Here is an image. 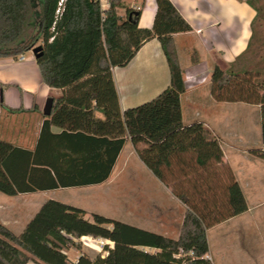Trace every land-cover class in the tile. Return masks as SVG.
<instances>
[{
    "label": "trees",
    "instance_id": "1",
    "mask_svg": "<svg viewBox=\"0 0 264 264\" xmlns=\"http://www.w3.org/2000/svg\"><path fill=\"white\" fill-rule=\"evenodd\" d=\"M60 1L38 0L35 6L33 0H0V57L15 58L38 43L42 53L35 60L41 80L62 90L32 149L0 139V192L16 195L101 183L127 137L163 183L169 182L167 171L175 163L189 166L181 153H191L196 167L220 162L216 137L200 122L182 124L180 95L185 85L172 35L191 27L172 2L155 0L152 26L141 28L140 7L126 8L123 17L117 12L121 0H109L106 9L98 0ZM153 38L165 55L170 83L151 100L121 111L111 68L127 65ZM210 79L216 100L260 106L262 145L252 153L264 160V80L259 70L215 66ZM53 126L60 131L52 132ZM173 191L184 199L174 186ZM227 202V212L211 220L202 209L188 208L178 237L172 238L96 212L86 217L83 208L47 199L20 233L0 222V264H211L206 229L247 209L233 179ZM82 236L106 239L113 246L105 244V255L91 256L82 251ZM70 249L79 252L74 262L66 254Z\"/></svg>",
    "mask_w": 264,
    "mask_h": 264
},
{
    "label": "crops",
    "instance_id": "2",
    "mask_svg": "<svg viewBox=\"0 0 264 264\" xmlns=\"http://www.w3.org/2000/svg\"><path fill=\"white\" fill-rule=\"evenodd\" d=\"M170 1L191 27L172 35L185 85L180 95L182 124L202 123L218 140L221 161L201 168L194 166L191 153H181L189 166L175 163L167 171L169 182L163 183L143 164L127 137L108 179L101 183L7 196L0 192V222L20 233L47 199L83 208L86 217L92 212L104 215L102 208L113 194L115 200L130 204L129 216L135 226L177 238L188 208L202 209L210 220L227 212V186L233 179L247 209L213 221L206 229V256L211 264H264V160L252 153L262 145L260 106L216 100L210 79L215 66L234 70L251 67L255 7L248 0ZM140 3L138 27L150 28L156 2ZM111 72L121 111L151 100L170 83L167 61L156 38L143 43L127 65L112 67ZM61 92L43 83L33 54L0 57V139L32 149L45 118L42 110L47 98L54 101ZM51 131L58 133L60 129L53 126ZM172 185L184 199L175 195ZM63 188H79L81 192L63 199L58 195ZM126 193L133 194L132 200L120 196ZM95 239L113 245L109 240ZM72 253L73 258H68L74 262L79 252Z\"/></svg>",
    "mask_w": 264,
    "mask_h": 264
},
{
    "label": "rangeland",
    "instance_id": "3",
    "mask_svg": "<svg viewBox=\"0 0 264 264\" xmlns=\"http://www.w3.org/2000/svg\"><path fill=\"white\" fill-rule=\"evenodd\" d=\"M257 10H258V17L256 18L253 29H254V36L253 42L251 46V52L249 53L250 58V65L253 69L259 70L261 74V79L264 80V0H248ZM38 0H33V4L36 6ZM135 4V6H141L140 0H124L122 6L117 8L118 14L121 16H125L126 8L130 7V4ZM37 44L34 45L37 46ZM32 49V48H31ZM31 49L26 51L27 55H31ZM58 195L63 199L73 198V194H77L81 192L79 188H63L58 191ZM118 194H115V196ZM7 196V195H6ZM120 196H124L126 200H132L133 194L126 193L120 194ZM111 199L108 201L107 206L102 208L104 215L110 216L114 219L130 223L134 225L132 218L129 216L131 213V209L128 207L130 204L123 203V201L115 200L113 194H111ZM89 241L92 246H88L86 242ZM82 242V251L88 253L89 255L93 256L96 253H101L105 255V251L103 250V246L105 243L103 241H99L95 238H83L81 239ZM110 244V243H107ZM113 246V245H112ZM75 251V250H72ZM70 251L68 253L69 256L73 258V253Z\"/></svg>",
    "mask_w": 264,
    "mask_h": 264
},
{
    "label": "water",
    "instance_id": "4",
    "mask_svg": "<svg viewBox=\"0 0 264 264\" xmlns=\"http://www.w3.org/2000/svg\"><path fill=\"white\" fill-rule=\"evenodd\" d=\"M31 52L35 58H38L42 53V47L40 45H37L31 49ZM52 105H53V99L47 98L42 110L44 115H49L51 113Z\"/></svg>",
    "mask_w": 264,
    "mask_h": 264
},
{
    "label": "built area",
    "instance_id": "5",
    "mask_svg": "<svg viewBox=\"0 0 264 264\" xmlns=\"http://www.w3.org/2000/svg\"><path fill=\"white\" fill-rule=\"evenodd\" d=\"M61 1L59 2V4H61ZM98 1H99V4H100L101 9H106L110 5V1L109 0H98ZM121 1L123 2L124 0H121ZM130 7L134 8V9H138L139 8V6H135V4H132V3L130 4ZM192 254L193 253L191 251L188 252V255H192ZM180 255H181L180 253L177 254V256H180Z\"/></svg>",
    "mask_w": 264,
    "mask_h": 264
},
{
    "label": "bare ground",
    "instance_id": "6",
    "mask_svg": "<svg viewBox=\"0 0 264 264\" xmlns=\"http://www.w3.org/2000/svg\"><path fill=\"white\" fill-rule=\"evenodd\" d=\"M86 244H87L88 246H92V244H91L89 241H87Z\"/></svg>",
    "mask_w": 264,
    "mask_h": 264
}]
</instances>
